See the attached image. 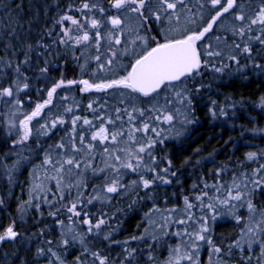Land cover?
Wrapping results in <instances>:
<instances>
[{
  "label": "snow or ice",
  "instance_id": "1",
  "mask_svg": "<svg viewBox=\"0 0 264 264\" xmlns=\"http://www.w3.org/2000/svg\"><path fill=\"white\" fill-rule=\"evenodd\" d=\"M57 7L40 40L18 35L23 25L11 15L7 23L16 28L0 37V104L7 109L0 122L16 157L0 161V170L9 185L28 171L20 218L34 210L37 227L45 213L51 221L33 233L34 251L16 219L0 223V245H19L12 264H30L29 256L31 264H203L202 249L207 264H264V207L256 203L264 197V149L231 168L216 166L205 174L211 183L201 176L187 193L166 154L167 141L198 123L206 76L264 75V0H67ZM67 58L79 77L64 75L59 59ZM255 107L264 110V95ZM207 111L214 120L228 115L216 100ZM125 198L128 209L147 211L137 226L143 231L120 240L124 209L116 204ZM223 217L240 227L231 241L215 238Z\"/></svg>",
  "mask_w": 264,
  "mask_h": 264
},
{
  "label": "trees",
  "instance_id": "2",
  "mask_svg": "<svg viewBox=\"0 0 264 264\" xmlns=\"http://www.w3.org/2000/svg\"><path fill=\"white\" fill-rule=\"evenodd\" d=\"M104 2L107 3V0ZM65 3L67 0H0V37L6 27L16 28L15 23L10 25L7 23L11 15L14 21L23 25L22 28L17 29L18 35L30 42L40 40L47 28L51 27L57 15V6L62 8ZM4 52L5 48L0 40V55ZM49 59L51 60L52 57ZM59 65L68 79L79 77V69L71 58L59 59ZM59 75V72L52 73V76L56 78H59ZM203 83L210 85V88L205 90L202 101L196 105L198 123L190 126L184 137L166 142V154L173 160L178 170L179 180L185 193L191 190L192 184L198 182L201 176H205L211 183V176L205 174H210L216 166L228 164L231 168L236 165L237 161H243L247 152L264 149V131L258 134L253 132L254 129L264 130V110L255 107L259 97L264 95V75H258L249 69L246 79L240 74H225L223 77L209 76L204 79ZM37 86L43 87L44 85L37 83ZM211 100H216L218 106H224L228 115L212 119L207 111ZM233 103H235V108L232 107ZM5 111V106L0 104V113ZM10 149L11 138L7 135L6 127L0 122V161L12 163L16 157ZM5 156H8L7 160ZM29 179L28 171L21 169L16 174L15 183L9 185L3 170H0V197L5 199V206L0 208V223L7 224L10 219H16L21 237L28 242L25 246L31 247L34 251L38 242L33 237V233H39L41 228L46 227L45 221L48 224L51 221L45 213L44 220L37 227L40 217L34 210H30L24 214L22 219L20 218L17 207L19 202L28 197ZM225 179H230V176L225 175ZM178 188H180L179 184L173 185L167 187V191L171 194ZM127 203L128 200L125 198L116 204V207L124 209L123 212L117 213V219L122 222L117 233L120 240L143 231V227L138 228L137 226L141 224L143 213L147 211L146 208L139 206L133 211L127 208ZM256 203L264 207V197H257ZM112 211L115 212L116 209L113 208ZM238 214L246 218V209L241 208ZM239 231V225H236L231 217H223L217 221L214 235L218 241L221 238L231 241L237 237ZM49 236L58 239V232H51ZM176 242L175 238L169 241L173 245ZM17 247L19 245H0V264H4L5 253L9 254L8 264H12L10 254ZM159 247L157 255L160 254ZM78 250L77 246L71 251L78 252ZM118 251L117 249L113 255L118 254ZM164 252L166 255V246ZM21 255H24L23 251ZM67 259L71 262L74 257L68 255ZM201 259L203 264L207 263L208 253L203 249ZM234 259L238 260L239 257ZM31 260L32 257L29 256L30 264ZM40 264H47V261L41 258Z\"/></svg>",
  "mask_w": 264,
  "mask_h": 264
},
{
  "label": "rangeland",
  "instance_id": "3",
  "mask_svg": "<svg viewBox=\"0 0 264 264\" xmlns=\"http://www.w3.org/2000/svg\"><path fill=\"white\" fill-rule=\"evenodd\" d=\"M209 76H213V75H208V76H206L204 79H206V78H208ZM204 81V80H203ZM5 110L7 111V109H6V106H5ZM207 264V263H206Z\"/></svg>",
  "mask_w": 264,
  "mask_h": 264
}]
</instances>
